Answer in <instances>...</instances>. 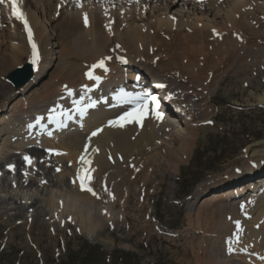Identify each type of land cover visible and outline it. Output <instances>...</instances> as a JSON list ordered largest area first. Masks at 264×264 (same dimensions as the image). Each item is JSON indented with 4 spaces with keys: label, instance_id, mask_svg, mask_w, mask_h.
<instances>
[{
    "label": "rangeland",
    "instance_id": "374dc122",
    "mask_svg": "<svg viewBox=\"0 0 264 264\" xmlns=\"http://www.w3.org/2000/svg\"><path fill=\"white\" fill-rule=\"evenodd\" d=\"M32 1L34 3H37L38 1H45V0H38V1L32 0ZM160 5L161 4L159 3H157L156 6L154 7L152 5L153 7L152 9L155 8L157 12L154 14L153 13H149L148 15L146 14L145 17H147L148 19L144 18L142 15H140L139 17L136 16L135 17L136 19L134 20V22L131 23V25L144 26V25L150 24L149 20L153 19L152 22L156 21L157 19L162 20L158 17H163V19H168L164 15L163 16L159 15L161 14V12L165 11V9L159 10L161 6L162 7L165 6V5H161V6ZM192 5H193V2H192ZM229 5H230V2L224 1L223 4L220 5V7H223V8L222 9L218 8V10H221L220 14H221L222 20L216 19L217 14L215 18H212L210 14H209L210 16H207L204 14L202 15L201 13H197L201 11L205 13V10L203 11V9H201L200 11V9L198 8L196 12V9L188 7L189 9L187 8L188 11H186L187 13H185V15L183 14L179 18V20H181L179 22V25L180 27L182 26L183 28L184 27L185 28H188V27L198 28L199 26H196V25L189 26L185 20L187 18L190 20H193L195 18H205V17H207V19L214 20L215 23L218 25L223 22V18H222L224 17L223 13L231 9ZM168 7L170 8V6ZM177 9L179 8L177 7ZM177 12L178 11H175L174 13H177ZM52 13L53 12H45L41 16V18L43 19V21H45V23L49 22L50 18L53 17ZM61 14L63 15V18L64 16L71 15L65 12H62ZM177 14H180V11ZM54 18L57 19L56 17ZM175 18H177V15L175 16ZM240 25L242 24L240 23ZM48 26H49V29H52L53 27L51 25H48ZM58 26L60 27L58 31H61V23L58 24ZM125 27L127 28V24ZM115 28L119 30L118 26ZM125 31L127 32V30ZM142 33H143V37L146 38L148 35L147 30L146 31L144 30V32ZM190 33H191L190 31H187V33L180 34L182 37H180V35H177V37H180L178 39H181L182 41L184 39L190 38L191 37ZM172 36L175 38L173 34L164 35V38H166L165 41H163L162 38H160L157 35H155L153 39H150L149 37H147L146 42H148V44L146 45L144 49L125 48L121 51V53L126 54L127 56H131L132 58H135V57H141L143 59L145 58L147 63L152 62L155 66L159 65V63L156 64V62H158L157 60L161 59L163 60V62H167L171 60V61H174V66H178L177 69H179V70L173 69L174 72L182 73L183 76L185 77L190 76L191 74L183 72L185 62L183 61L182 57H183L184 51L180 50L177 47L172 46L171 42L168 41L170 40V38H172ZM205 36L206 37L198 36L201 38V40L196 44V47L194 49V52L197 55V57L194 59L197 62L203 63L204 66L206 65L208 70L206 69L207 71H205V73L203 74L204 76L206 75L207 78H209L211 76L210 71L214 73V70H209V68H212V67L215 68V64H213V59H212L213 54L216 59L215 63L218 64L221 62L219 59L220 56L215 55V52L211 53L213 49L212 48L209 49V46L211 45L210 39H209L210 37H208L207 34ZM222 37H224V35ZM12 38H13V34H11L8 27L2 28V26H0V62H1L0 66L2 67V69H0V90L1 91H3L4 88H6L7 86L6 85L7 82L4 80V75L6 71L11 70L16 65L22 63L25 59V57H18L17 55L16 56L12 55L13 57L10 58L11 51H12L11 46H10L11 45L10 40ZM123 39H128V35L126 34L123 37ZM152 40L156 44L155 45L156 51L153 54H149L150 55L149 56L146 52H148L147 47L149 46ZM203 40H205L204 43H203ZM153 42L151 43V46ZM248 43L249 42H247L246 45ZM204 44H206L207 49L204 47ZM259 46H264V45L260 44ZM214 49L217 50L215 47ZM41 51H43V49ZM69 51L70 50L67 49V43L66 41H64L63 45L60 47V50L58 51V54L60 55L59 65H62V64L66 65L69 62L66 58L67 55L74 56L75 60L78 59V61L79 60L85 61V59L82 57V55H80V53H78L77 55L68 54ZM108 53L110 54V52ZM43 55L44 54H42V58H43ZM17 57L18 59L15 60V58ZM93 58H96V56ZM93 58H90V59H93ZM202 59H203V62H202ZM204 59L206 60L204 61ZM83 61H80V64L83 63ZM189 61H186V64ZM236 62H238V59H236ZM255 64L256 66L258 65L257 62ZM67 66L70 69L73 68L71 65H67ZM155 66H153L154 68H152L151 71L149 69L146 70L147 68L146 66H144V68L147 73H149L150 75L153 74L154 76L159 77V78L161 76L157 75V71L158 73H162L163 71H165L164 70L165 67L170 68L167 65L165 66L163 65V68H160L159 66L158 67L156 66L155 68ZM226 66H230V64L227 63ZM76 69H78L77 66H76ZM218 69L216 70L214 74H217L220 77H221L222 71L225 70L227 73L229 72V70L225 69V67L223 66ZM252 69L253 67L252 66L250 67V61L246 59V53H244V55H242L239 61V68L236 69L237 71L240 70L239 74L234 75V73L232 72L233 70H231L230 71L231 73L228 74L227 77L223 78L224 83L223 81H219L214 86L210 85L211 87L209 86L208 83L207 84L204 83V80H206V77H203V74H200L198 71H196L197 76L195 77L194 87H196V90L198 87L200 88V90L198 91L199 94H197V92L195 94V88L194 90L189 88V92L192 90V95H189V97L193 98L194 96L193 94H195L196 97H199L198 101H194V109L197 112H199L202 109L203 110L202 114L201 115L196 114L193 120H189L187 122L188 128H186L185 124H178V122L176 124L174 123L173 130L179 132L178 134L180 135V137L173 138L171 136L170 128L172 126L166 127V128L162 126L161 131H159V133L156 132V136L152 137L151 144H149V146L145 148L142 147L141 148L142 151L136 154L137 158H134V160L137 161V164L139 163L138 164L139 167L136 168L135 171H134L135 167H132L129 172V170H127L128 166H126V164H122L123 174H119L118 176L123 175L122 178H125V181H134L135 183L132 186V188H130V191L128 192V194H130L129 199H130L131 208L127 210L126 222L129 225L131 224H134V225H132V229H130L129 235L127 236H126V233L128 232V230H126V228L123 227V224H122V230L119 232V230L115 229L117 226L115 225V223H113V220H112L113 219L112 217H114L113 211L115 209H119V212H120L119 202H120V199L123 200V195H119L118 193L114 192L113 189H112L113 190L112 197L117 199L116 201L117 204H114L112 206V209L110 211L111 217H109L111 219L108 222V224L105 225V227L99 228L98 232L95 231L94 232L95 234L93 235L92 233H88L90 231L88 229L89 227L84 225L80 221L81 216L79 215L80 213L78 214V212H74V211L72 212V214L74 213L72 221L75 222L74 225H77L76 222L79 224L81 233L76 232L71 223L65 224V226H63L64 228L63 232L57 233V226L54 225V223L49 225L50 221L46 219L48 211H45L44 209L45 205H43L42 203L36 204L35 207H30L32 208L31 212L29 211L27 214H26V210L29 208L28 204H25V203L18 204L16 202L15 209H12L9 205L4 203L6 199H3L2 195H5L9 189H12V190H15V189L10 188L6 181L5 183H2L3 194L0 195V264H59L58 261H60L64 256L66 257V259H68L69 256L74 257L73 251H78V250L81 251L82 249H86L87 246L89 247L99 246L100 251H97L96 252L97 255L93 256L92 263L90 260L88 262L86 261V264H200L198 261L192 260L189 255V254L193 255L194 252H197L195 242L199 240L201 237H203L204 241H208L210 237L221 238L222 236V238H224V236L228 234L227 232L224 231V229H220L222 225L219 224V221L223 220V224H225L223 225L224 228L227 227L229 222L225 220V215L227 213L225 211L233 209V205L231 203H225V202H219V201L212 202L210 205L208 204L209 206L205 207L204 212L198 211L196 213V216H198V219H195V218L192 219L191 217L187 216L186 224H190V225L187 226V228L185 229V232L183 233L181 241H179L175 245H169L170 240L165 235H161V239H157L154 236H152V233L156 231L154 228V225L163 224L164 226L168 227L167 231L172 232V233H174L175 230H171V229L176 228L175 227L176 225H177V228L181 229L182 223L180 221V218H182L184 211L179 208V205L177 202L179 200H182L184 196H188L190 194L191 189H192V188L189 189L190 185H192V183H195V181L197 180L198 181L201 180L200 183H202L203 182L202 179L206 178L211 172V170L209 169V166H213L214 164L215 165L220 164V166L222 167L225 164V162L221 163L220 160L225 159V157L227 156L230 157L228 161L235 159L237 155L239 154L241 155V153L245 151V148H247L245 146L248 143L252 142V144H255L257 142L256 139L258 138V136H262V135L264 136V108H261V105L257 103L258 100H256V98L259 99L260 97L264 96V83L260 82L259 78H256L255 75L252 74L253 73L251 72ZM174 72L172 71L173 74ZM165 73H166L165 77L167 78V80H169V83L171 86L181 82V81L177 82L169 78L166 71ZM223 73L225 76L226 73L225 72ZM61 74H62V71L59 73L60 79H61ZM234 76L238 79H234ZM260 76L264 78L263 71L261 74H259V77ZM202 78H205L202 81L203 84L201 83ZM80 79L78 83L80 82ZM216 79H219V78L213 75L212 81H215ZM235 80L238 81V83H236ZM190 82L191 81H189V83ZM62 83H64V81H62L59 84L58 86L59 89ZM186 84H181V86L185 87ZM39 86H41V84H39ZM51 86L55 88L54 85H51ZM66 86L67 85L64 83L63 87L66 88ZM207 86L210 88H207ZM202 87L204 88L202 89ZM237 89L239 91H237ZM47 90H49V88ZM250 90L253 91L252 94L255 99L247 98V94L248 95L250 94ZM58 91L59 90H57L56 93ZM52 92H55L54 89H51L50 92H48V94H51ZM207 92H210V93H207ZM13 98H15V96H13L12 99ZM25 99L27 100V98ZM207 99H209L210 102ZM28 100L30 99L28 98ZM18 101L19 100L16 99L15 103ZM32 102L29 101V103H32ZM26 104L27 103H23V104L19 103L20 108H18L17 107L18 104L14 105L13 103L14 109L9 112L13 113L15 111L21 110V108L25 106ZM28 115H31V114H28ZM2 118L3 117L0 118V123H1ZM29 118L31 117L27 116L26 118H24L23 121ZM168 119L171 121L173 118L170 119V116H168ZM207 119L212 120L211 125H206L203 128V125L198 121L207 120ZM181 120L182 118L179 119V121ZM155 123H158V122H152L151 125L152 124L154 125ZM147 125H148V122H147ZM196 125L201 128L196 129L195 128ZM10 128L13 129L14 124H11ZM15 134H17V132H15ZM193 134H195V139L191 141L190 138L193 136ZM0 137L2 138V136ZM188 139H189V142H188ZM262 139L263 140L261 141L264 142V137H262ZM260 146H255L254 148L251 149V151L249 150V148H247L249 152L246 151L245 156L246 157L254 156V152ZM241 148H244L242 149V152L240 151ZM259 150L261 151H258L255 153H260L264 151V149H259ZM183 154H185V156L188 157L186 160L183 158V156L181 158V155ZM133 156H135V154H132L130 156L131 157L130 160L133 159L132 158ZM151 156H158L159 159L161 158L165 166L158 167L157 166L158 163L156 166H149L150 164H148V162H145L144 164V161L147 158L151 159ZM253 159H255L256 161L260 159V161L264 162V156L261 159V156L257 155ZM244 162L245 161H243L242 165H244ZM63 167L64 169L69 170L67 166L64 165V162H63ZM63 167L60 165V168L62 170H63ZM114 167L116 171L117 167L115 166V164L110 165L109 168H114ZM228 167L231 170L232 167H240V163L237 162L235 164L229 165ZM109 168L105 169V171L108 170ZM139 168H140V173L138 172ZM49 169H52V168H49ZM169 169L171 170V172L169 171ZM146 170L148 171L150 170V172L148 173L146 172ZM13 173H15V171H13ZM46 173H48V171H46ZM7 174H10V173L7 172ZM132 174H134V176L131 178ZM150 174L153 177L152 179H149L147 182H145V184L143 183L144 185L138 184L139 182L145 181L146 179L145 177L149 176ZM10 175H14V174H10ZM45 175H47L48 181H51V180L55 181V178H56L57 182L59 181L58 179H63L66 176L65 174L64 175L60 174V172L59 174H56V177L50 176V174H45ZM158 178H159L160 185L156 187L154 186V184L158 182ZM151 180L153 182L151 183L152 185L148 188L149 193L146 195V199H145L147 209L143 215V216L147 215L149 219L146 221L145 218L140 217L141 222L139 224L138 219H137V216H139L138 210H137V200L140 198L141 195L144 196V194L142 193H146V187L150 184ZM207 180H204V182H206ZM118 182L119 181H117L116 183ZM180 182H181V185H180ZM30 183L32 184L33 182H30ZM169 183L171 185L170 187H169ZM110 186H112V183L110 184ZM139 186L141 189L138 192H136L135 190H138ZM167 187H168V191H167ZM37 188L38 187L36 186V184L33 183L28 188L20 187L15 191L18 193L22 191L20 192L21 197L22 195L27 194L26 196L27 199L25 201L28 202L34 197V194L42 191L40 190V188L38 189ZM32 189H34L35 193L34 191H32ZM52 189L57 190L59 189V187H57L56 185H53ZM67 189L68 188L66 187V185L63 186V190H67ZM162 189L164 192L167 191L166 195L165 196L157 195V192L159 190L162 191ZM63 190H58V193L64 196L66 193ZM72 192H74V190H72ZM72 192L70 193V195L72 197H76L73 195ZM200 192L201 190L196 191L195 195L197 194L196 196H199ZM49 193L52 195L54 191L49 190ZM209 197L211 198V196ZM69 199H71V197H69ZM75 200L78 201V204L76 205V207H81L80 204L82 200L75 198V199H72L71 201H75ZM204 200H202L201 203H200L201 200L197 202L195 204V207L197 208L199 206L200 208V204L203 205ZM56 201L57 200L55 199V202ZM43 202L46 203V206H48L49 208H52V206L48 205L46 201H43ZM67 202L69 203V201ZM102 202L101 204L97 205L96 209H98L100 205L103 207L109 206V204L105 205ZM246 205L249 206L250 204H246ZM53 210H57V208L51 209L49 211L50 214L53 212ZM254 212H253V215H254ZM13 214H17V216H13ZM29 214H32L28 220V221L32 220L33 225L31 229L29 228L30 224H28L27 227L26 226L24 227V225H22L25 219V215H29ZM59 214H60L59 217H63V214L66 215V212L62 210V213L60 212ZM96 215H99V209L95 212V216ZM153 215H155V217L158 219L156 220V222L150 221L152 220ZM53 217L55 218V212H53ZM106 220L107 219L105 218L104 221ZM20 222L22 223L19 224ZM244 222L248 223L247 221H244ZM15 224L16 225L19 224V225H17L16 228L12 229L11 226ZM170 224H173V225L171 226ZM108 228H111V232L114 235H117V233L119 232L118 233L119 238H116L114 235L111 234L109 230H106ZM50 229H53V230H50ZM203 229H207L209 231L204 232L205 234L200 233L201 231H203ZM102 230H106V231L100 232ZM160 230H163V228H161ZM221 230H223L222 231L223 235H221ZM258 230H259V227H257V229L255 231L253 230V232L251 233L252 237L255 240L259 239V236L257 235ZM52 231L54 232V235L51 233ZM83 233L89 234L91 238L94 239V243H91L88 239L82 237ZM108 233H110V235ZM247 233H248L247 228L244 226L242 228L239 240H242L243 239L242 237H244ZM10 234L11 235L20 234L22 237L25 235L27 237L28 235L31 234L33 238H32V242L30 243H32L35 248H32L31 251L29 252L26 251L25 244L20 243L21 237L10 240L9 243L6 244L7 243L6 238L10 237ZM39 234L41 235L39 236ZM255 234L257 235L258 238L255 236ZM110 236H113L115 238V241L113 240L114 243L112 244L110 248H115V250H124L128 252L129 254L127 255L128 256L127 258H124L123 255L115 256L111 254L110 251L105 250L104 247L99 244V241L101 242L100 240L101 238L104 240V242H106L109 239H106L105 237H110ZM120 238H123V241L119 240ZM172 238L174 239L170 241V243L177 242V239H176L177 237H172ZM27 239L30 240L29 237H27ZM85 240H87L91 244L88 245L85 242ZM1 242H5V244H1ZM35 242L39 244L37 245L38 247H36ZM214 242L217 243V241H214ZM62 246H63V249L61 248ZM8 247L12 249L16 247V249H14L11 252V250ZM202 247L204 246L201 245V248ZM212 247H213L214 252L213 251L210 252V255H209L210 260H212L220 251L215 243L212 244ZM78 264H82V261L79 260ZM203 264H207L206 261L203 262ZM232 264H240V261L235 260Z\"/></svg>",
    "mask_w": 264,
    "mask_h": 264
},
{
    "label": "bare ground",
    "instance_id": "6f19581e",
    "mask_svg": "<svg viewBox=\"0 0 264 264\" xmlns=\"http://www.w3.org/2000/svg\"><path fill=\"white\" fill-rule=\"evenodd\" d=\"M36 1H38V0H36ZM182 1L184 2V4H187V5H192V2L193 3L194 2H199V3L204 2L203 4H200V6H202V7L204 6V9L205 8L208 9L209 7L215 8L216 5H219V3H218L219 0H182ZM226 1L230 2L229 7L231 9L229 11H226L223 13L224 17H222L223 18L222 23L217 25L214 20L207 19V17L195 18L193 20H190L187 18L185 21L187 22V24L189 26H195L196 25L199 27L198 28L188 27V30H190V32H191L190 33L191 37L184 39L185 42H184V40H182L183 41L182 42L181 39H178L177 36H175V40L171 41L172 46L177 47L180 50L184 51L185 55L183 54V57H182L183 61L185 62L183 72L191 74L190 76H186V77L181 75L182 78L187 79L188 83L185 85L186 88L184 86H181V85L179 86V88L181 90H183V89L186 90V92H182L180 89L174 88V91L176 93L175 94L176 99L174 102L177 105L181 104L182 101L185 103L186 107L189 110V117L190 118L188 120H193L195 118L196 114L201 115L203 112L202 109L199 111L200 113L194 109L195 94H193L194 96H193V98H191V97H189V95H192V93L191 94L188 93L189 88L190 89H194V88L196 89V87H194L195 77L197 76L196 71H199L200 73H204L205 71H207L206 66H204L203 63L197 62L194 59L197 57L196 53L194 52V49L196 47V44L201 40V38L198 36L206 37L205 36L206 34H207V36H209L210 30H214V29H216L220 32L224 31L222 33V36L225 33L228 35L231 32V34H232L231 30L237 31L235 28V25L238 22V20H239V25H240V23H242L243 24L242 26H245V28H247V29L249 28V24L247 23L248 22L247 13L243 14L240 11V8L243 7L245 4H247V0H236V1L235 0L234 1L233 0H226ZM150 2L152 3L153 1L149 0L148 4ZM153 3H154L153 7L156 6L157 3H159L161 5H165L163 7L160 5L161 7L159 8V10H164V9L169 10L172 8V5H171L172 2H170L171 4L170 3H160L159 1H154ZM168 6H170V8ZM153 7H149L146 9L147 11H149L148 13L154 14L157 12V10L155 8L152 9ZM193 9H195V8L193 7ZM136 10H139V9L137 7H135L132 12L129 11L128 12L129 17L127 18V20H124L125 22H127L129 20L126 23L127 28H128V29H126L127 32L117 30L115 27H117V25H119V24H114L111 26L114 30V36H118V38H116V39L112 35L113 30L107 31V30L101 28V26L98 29V26L101 24V22H99L100 17L98 14H94V16L90 20V23L92 21L94 22V24L90 28L97 29V30H95L94 32H91L88 29H82V31H80L78 33H76V27L74 24L75 17L73 15L76 13H73L69 16H64L63 21L61 23V32H64L66 35V38H67V40H66L67 49L70 50L68 52V54L77 55L78 53H80V55H82V57L85 59V62L88 63L90 61H93L95 59L93 57H95V56L97 57L98 53H100L101 56H106V57H107V55H110V54H114L116 56H121L122 55L121 51L125 48L144 49L146 47V45L148 44V42H146L147 37H149L150 39H153L156 34L155 35L154 34H152V35L148 34L147 37L144 38L142 32H144V30H147L146 28H148L149 24L144 25V26L131 25V23L134 22V20L136 19L135 18L136 16H133L136 14L135 13ZM172 10H173V8H172ZM218 11L219 10L216 9L215 12H212L209 14L212 16V18H215ZM174 12L171 13L172 15H174L173 19H171V18L162 19V20L157 19L156 21L152 22L153 26H161V24H163L165 26L164 28H167L168 30L175 29L176 32L175 31H173V32H175L176 35H180L182 33V28L179 25V22L181 21V20H179V18L181 17V15L177 14L178 12L177 13H174ZM185 13H187V12H185ZM162 14H163V12H161V14H159V15H162ZM201 14L203 15V13H201ZM25 15H26V12H25ZM140 15H141V13L138 12L137 17H139ZM176 15H177V18H175ZM78 17H79V15H78ZM26 18H27V20L29 18L31 25H32V28L34 30V34H35V29L38 31L44 30V28H42L39 25V22L37 23V21H35V25H34L32 19L29 16L27 17V15H26ZM250 21H251V19H250ZM183 23H185V22H183ZM16 28H17L16 30L21 33V30L18 28V26H16ZM3 32H4V30H3ZM85 32H90V35L88 37H86ZM20 33H19V35H20ZM11 34H13V33H11ZM126 34L128 35V39H123V37ZM17 39L21 40L23 38H17ZM51 39L55 40V38H53V37ZM205 40H203V43L205 42ZM114 41H117L119 43V47L115 46V43H117V42H114ZM152 42H153V40L150 42V44H149L150 46H151ZM222 43H223V45L218 44V43L215 44V42H214L215 48L217 49V50H215V55L220 56V58H219L220 62L225 63L230 58L238 59L237 58V56L239 54L238 51H239V49L241 50V47L240 48L235 47L236 41L234 39H232L230 36L224 35V37L222 39ZM48 45H53L54 47H56L57 45H55L53 43L50 44L49 42H46L44 47H40L41 50L43 49V51H41V54H44L43 58L44 59H50V61H48L47 63L51 64V60L53 59L52 56L55 54V51L52 49V46L47 50ZM153 45H156L155 42H153L152 46ZM147 50H148V47H147ZM234 50H235L236 57L234 55ZM108 52H110V54ZM16 53H17V51H16ZM262 55H264L263 51H262ZM90 58H93V59H90ZM185 58H187V59H185ZM157 61L158 62H156V64L159 63V65H161V66L167 65L170 68L174 66V61H171V60L164 62L163 64L160 62V60H157ZM186 61H189V62H187V64H186ZM144 64H145L144 66L147 67L146 70L149 69L150 71L152 70V68H154L153 66H155L152 62H148V63L145 62ZM149 65L151 66V68ZM112 66H115V65H112ZM156 66H155V68H156ZM255 66H256V64H255ZM37 68H38V70H37V72H35L34 77H33L32 81L30 82V84H32V82L35 79L37 80L41 76V74H43V72L45 71V68L46 69L50 68V66L49 65H44V66L38 65ZM115 68H117V67L115 66ZM69 69L70 68L68 66L64 68V70L62 71L60 80L64 81V83L68 86L67 88L71 87L72 89H74L77 92L79 90L75 86L78 85L82 81V79H80V76L78 74H76L75 72H70ZM165 69H166V67H165ZM116 72H117V70L115 69V71L112 70L110 74L113 76ZM79 79H80V82L78 83ZM204 79L205 78L201 79V83ZM143 80H145V78L140 76L139 82H142ZM189 81H191V82L189 83ZM83 82L86 85L92 84L93 89H97V88L101 89L105 85V83H103L104 81L100 84H94V83L88 82V81H83ZM105 82H106V80H105ZM120 83H123V81L119 80L117 82V84H120ZM204 83H205V81H204ZM220 83H222V82H220ZM204 86H206V85H204ZM203 88L204 87H202V89ZM22 96H24V94ZM48 96H50V95L48 94ZM31 97L29 100L30 102L34 101V98H31ZM68 98L69 97H67V96L61 97V101L64 103L65 109H67V107H68ZM31 99H33V100H31ZM53 99L54 98L49 97L48 99H46V101L48 103H52ZM7 100L8 99L4 100L1 103V104H3L5 109L4 108L2 109L0 107V111L2 113V115L0 114V118L3 117L1 119V123H0V127H1L0 128V136H2V138L0 137V147H1L0 148V157L3 155L4 150L9 151L11 153L22 152L23 150H25L26 146H28L29 143H31V141H34L35 139L37 141H34V142H38V143L48 142V143H50V145L52 147L51 146H43V148L44 149L52 148L54 150V154L57 152L60 153L57 155L60 156L59 159H62V160H59V163L62 167H63V162H62L63 160L66 163L70 164V170H66L63 167V170L61 169L60 174H63V175L65 174L67 176L69 175V177L72 178V177H74V174H76L78 172V170H83V172H85L84 169L86 168V170L90 174V179L88 178V180H90L91 185L93 183L94 177L99 176V174L103 173L105 171V169L110 167V164L108 163L109 157H114V162H115L114 164L117 167V170L115 172L109 173L107 177L110 178L109 180L113 181L111 189H113L114 192L118 193L119 195H123V200L120 199V202H119V208H120V212L122 215L119 212L120 216H118V218L112 217L113 223H115V225L117 226L115 229L119 230V232H120L122 230V221L125 219L127 210H129L131 208L130 199H129L130 194H128V192L130 191V188H132V186L135 184L134 181H125V178H122L123 175L118 176L119 174H123L122 164H126V166H128L127 170H129V172H130L132 167H135L134 171L136 168L139 167V165H138L139 163L137 164V161H135L134 159L130 160V158H131L130 156L132 154H135V155L138 154L139 152L142 151L141 150L142 147L145 148V147L149 146V144H151L152 137L156 136V132L159 133V131H161V127L163 125L161 121H163V116L161 119L157 120L154 116L149 115V118L143 119L140 126H137L135 123H133V124L126 125L124 128H120V127L107 128L105 126H102V123L105 121V119L107 117L112 115V112H109L108 110L103 111V110L92 109L91 111L86 113L84 116H82L80 119H76L77 122L80 121L79 127H75L72 130L67 129L68 134H66L64 136L61 135L59 130H64V129L66 130V126L60 127V124L58 125V122H56V121L48 122L47 120H45L44 122H42V124L40 126L35 127V128H31V129L28 127V125L34 124V123L27 124L26 130H25L26 131L25 137L28 139L26 141V145L24 146L18 142L19 138L16 137V135H18V133L15 134V132L18 131V130H16L17 129L16 127H18V125L27 116H30L31 118H29L25 121L26 122L31 121L32 115L26 116L25 113H27L28 111H27V109L24 110V108L23 109L21 108V110L15 111L13 113H10L9 111H12L14 109V106L11 104L9 106V109H7V107H5ZM24 100H26V99H24ZM257 100L259 102H261L262 104H264V96L260 97ZM62 102H57L54 107H56L57 105H62ZM100 102H101L103 109H105L107 107V105L114 108V109H119V110L122 108H125V110H127L129 108L128 105H120L117 102H112V101H108V100H104V99L101 100ZM32 103H33V105H31L29 107L34 106L33 112L35 113L42 106V103H39V102L38 103L32 102ZM17 107L20 108L19 105H17ZM166 107H168V106L166 105ZM168 110H169V108H168ZM164 111H165V108H164ZM47 115H44V117H47ZM175 116L178 117L177 112L175 113ZM172 118L173 117H170V119H172ZM178 119H181V118H178ZM167 120H169L168 116H167V118L165 117L164 122L167 123ZM147 122H148V125H147ZM152 122H161V123H155L154 125L153 124L151 125ZM11 124H14L13 129L10 128ZM15 124L17 125L16 127H15ZM185 124H187V122ZM168 125L172 126L170 128L171 136L173 138L180 137V135L178 134L179 132L173 130L174 125L169 124V123H168ZM11 127H13V126H11ZM98 127H101L102 131H100L95 137H92L91 139H87V136L83 135V130L86 129L87 133H89V132L95 131ZM195 128L199 129L201 127H198L196 125ZM35 129L37 131H35ZM41 129H43L44 132ZM72 131H77V132H72ZM37 134H40L41 137ZM42 134H44V135H42ZM29 136H34V138L29 137ZM194 139H195V134H193V136L190 138V140L193 141ZM87 140H90V147H89L87 154H86L87 163L79 162L81 155L85 153L83 150V144ZM188 142H189V139H188ZM255 146H260V145H257V143H255V144H253V146L249 145L248 148H249V150H251ZM261 146L264 147V145H261ZM92 148H95L97 151L93 152ZM27 152H29L31 155H36L39 151L35 150V152H33L31 150H28ZM119 154L122 156L121 161L118 160ZM42 156L46 157L45 155H42ZM145 162H148V164H150L149 166H156L157 163H158V165H157L158 167H164L165 166V164L163 163V160L161 158L159 159L158 156H151V159L147 158L144 161V164H145ZM6 163H8V162H5V164ZM12 163L16 167V170H14L15 173H13V171L8 172V173L17 175L20 163H19L17 158H15V161L11 162V164ZM33 165H34V158H32L31 167ZM3 166H4V164H0V172H2ZM21 168L24 170H27V174H25L23 176L22 182H19L20 180H18L15 183L16 188L23 187L22 184H26V185L28 184L29 186H31L33 184V183L32 184L29 183L30 182V180H29L30 175L29 174H31L30 168L23 167V166ZM138 172L140 173V168L138 169ZM10 174H7V175L12 176ZM7 175L5 176L6 180L8 178ZM111 178H113V179H111ZM38 181H39V179H37V182ZM117 181H119V182L116 183ZM247 182H250V181H247ZM256 182L258 183V181H256ZM72 183H73V190H74V192H72V193L74 196H76V197H73V199L78 198V199L82 200L81 204H80L81 207H76V205L78 204V201L75 200V201H69V203L68 202L64 203L62 210H64L66 213H70L69 211H71V213L73 211L78 212V214L80 213L79 214L81 216L80 221L84 225L88 226L89 230H93V232H95V231L98 232L99 228L105 227V225H107L108 222L110 221V219H111V218H109V217H111L110 211L112 209V206L114 204H117V202H116L117 199L114 197H111L109 199V201L107 202V204H105V205L109 204L108 207H103L100 205L99 215L95 216L94 210L97 208L98 204H101V202L103 200L102 194L92 196L89 193L78 190L76 188L74 182H72ZM19 184H21V185H19ZM37 187L40 188L39 186H37ZM41 190H43V189H41ZM113 190H111V191L113 192ZM32 191H34V189H32ZM20 192H22V191H20ZM34 193H35V191H34ZM201 193H202V190H201L200 194ZM26 196H27V194L22 195L21 198H23V201H25L27 199ZM112 196H113V194H112ZM44 200L48 203V205H50L52 207H54L56 205L55 198H53L52 195H51V197L50 196L45 197ZM207 200L208 199H205L204 203ZM99 201H100V203H99ZM25 202H27V201H25ZM56 208H57L58 216H59L60 215L59 213L60 212L62 213V210H61V208H58V207H55L54 209H56ZM86 208H88V209H86ZM101 215H103V216H101ZM263 215H264V207L258 208L254 212L255 223H257L256 229H257V227H259L257 235L259 236V240L261 243H264V224L262 225V222H263L262 219L264 218ZM66 216H68V215L66 214ZM55 218H56V213H55ZM105 218L107 219L106 221H104ZM129 231L130 230H128V232L126 233V236L129 235ZM257 235L255 234L256 237H257ZM239 237H240V235H239Z\"/></svg>",
    "mask_w": 264,
    "mask_h": 264
},
{
    "label": "snow or ice",
    "instance_id": "6c2138e0",
    "mask_svg": "<svg viewBox=\"0 0 264 264\" xmlns=\"http://www.w3.org/2000/svg\"><path fill=\"white\" fill-rule=\"evenodd\" d=\"M5 2L10 6L11 17L22 24L23 29H24L25 33L27 34L28 42H29V44L32 48V52H33V58L31 60V63L35 65L38 61V52L36 49V45L32 40V33H31L30 26L27 22L26 15L22 11V7H21L22 0H0V5L4 4ZM76 6L77 7L81 6L79 3V0H76ZM84 22H85V25L87 26L86 14L84 17ZM117 47H119V46H117ZM108 59H111V57H105L102 60L98 61L96 64L91 65L89 68V71L87 73H85L86 78H88L90 80H96V81L101 80L102 78L95 76L94 72L97 68L103 69L105 72H107L108 69L105 67L104 62ZM154 87L155 88H163L165 86L162 84H155ZM66 88H67V86H66ZM84 90L90 91V89H88L86 86H85ZM73 95H74V93L71 90H68V96L71 97ZM169 98H170V94H165V96L163 97L164 100H167ZM114 99L120 105H128L129 109L127 111H124L118 118L109 121L108 125H107L109 127L124 128L126 125L133 124V123H135L137 126H140L142 123V120L147 118L148 115L154 116L157 120L161 119L163 116L162 112L159 111V102H158L156 96L151 94L150 92H147V91L128 92V91L122 89L115 96ZM99 102L100 101H97V100H91L90 102L86 103L85 97L81 96L79 99H73L72 100V105H73L72 108L65 109L62 105H57L56 107L49 110L47 117H44V116L37 117L35 120V123L28 125V127L30 129L38 127L45 120H47L48 122L57 121V122H59L60 126L63 127L64 126L63 121L65 118L67 120H71L73 118L71 113L75 112L79 116H84L88 109L94 108ZM100 131H102V129H97L96 131H94L91 134V136L95 137L98 134V132H100ZM89 139H91V137ZM88 147H89L88 144H86L85 145V153L81 155L79 162L87 163L85 156L87 154ZM48 151L50 153L53 152V150H48ZM92 151L95 152L97 150L95 148H92ZM55 154H60V153L57 152ZM109 158L111 159V157H109ZM24 159L29 165L31 164V158L30 157L26 156ZM8 167H9L10 171L15 170L13 165H9ZM57 171H59V169H57ZM84 176H87L90 179L89 173L86 172L84 174ZM84 176H81V170H78L77 179L80 180L81 190H85L84 189V183H85ZM242 208H243V206H242ZM237 226H238V229H237V233H236V237H237L236 242L238 243L239 242L238 237H239L240 231H242V230L239 229V222H237ZM232 243H233V241L230 239L228 241L230 252L233 251Z\"/></svg>",
    "mask_w": 264,
    "mask_h": 264
}]
</instances>
